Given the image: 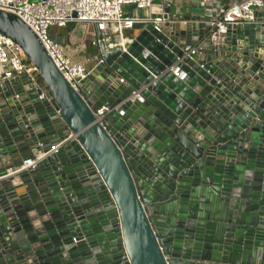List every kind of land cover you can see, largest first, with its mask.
I'll return each mask as SVG.
<instances>
[{
	"label": "water",
	"instance_id": "obj_1",
	"mask_svg": "<svg viewBox=\"0 0 264 264\" xmlns=\"http://www.w3.org/2000/svg\"><path fill=\"white\" fill-rule=\"evenodd\" d=\"M166 12L176 23H136L125 52L93 45L76 90L0 11L34 67L0 83V264H264V14L187 56L203 9ZM68 26L72 45L93 40Z\"/></svg>",
	"mask_w": 264,
	"mask_h": 264
},
{
	"label": "built area",
	"instance_id": "obj_2",
	"mask_svg": "<svg viewBox=\"0 0 264 264\" xmlns=\"http://www.w3.org/2000/svg\"><path fill=\"white\" fill-rule=\"evenodd\" d=\"M173 3L197 4L203 9L204 35L199 36L193 46L183 48L187 56L195 55L208 36L212 47L225 48L233 27L253 23L259 13L264 14V0H0V11L17 16L36 34L57 69L77 90L78 83L91 73L90 61L75 60L56 38L50 36L52 28L78 23L92 25L95 30L92 45L103 42L109 53L125 52L133 41L127 32H131L136 23L153 24L160 33L166 30L168 23H176L164 18L166 10H172ZM157 5L161 7L155 18H133L128 10L134 6L138 10L151 11ZM0 70V83L34 70L21 47L1 34ZM133 96L139 98V92ZM3 103L0 99V105ZM107 112L109 110L103 107L95 116L102 122ZM39 160L37 157L24 162L18 172L33 169Z\"/></svg>",
	"mask_w": 264,
	"mask_h": 264
},
{
	"label": "rangeland",
	"instance_id": "obj_3",
	"mask_svg": "<svg viewBox=\"0 0 264 264\" xmlns=\"http://www.w3.org/2000/svg\"><path fill=\"white\" fill-rule=\"evenodd\" d=\"M182 13H185V14L187 13V5L184 3L183 4L173 3L171 15L175 16L176 14H182ZM71 31H72V28L70 26L65 27V28L55 27L50 30V36L53 38H56L57 41L61 43L65 47L66 50L70 48H75L77 52L79 48H83V53H82L84 56L83 62L87 63V60H89L90 63L88 64V66L93 67L95 64L99 62V58H100L99 52L94 49V46L92 45V41H85L77 45H72L69 41ZM129 33L130 32H127V34ZM29 64H30V61H29Z\"/></svg>",
	"mask_w": 264,
	"mask_h": 264
},
{
	"label": "crops",
	"instance_id": "obj_4",
	"mask_svg": "<svg viewBox=\"0 0 264 264\" xmlns=\"http://www.w3.org/2000/svg\"><path fill=\"white\" fill-rule=\"evenodd\" d=\"M68 52H70L72 54V56H73V58L75 60H78V61H83L84 60V56L82 54L83 53V48H79L77 50V52H76V49L75 48H70V49H68Z\"/></svg>",
	"mask_w": 264,
	"mask_h": 264
}]
</instances>
